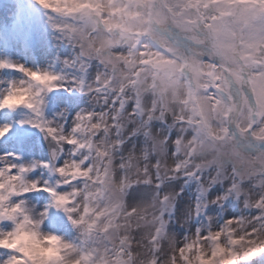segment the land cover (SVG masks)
<instances>
[{"label": "clouds", "instance_id": "9594fccd", "mask_svg": "<svg viewBox=\"0 0 264 264\" xmlns=\"http://www.w3.org/2000/svg\"><path fill=\"white\" fill-rule=\"evenodd\" d=\"M0 264H264V0H3Z\"/></svg>", "mask_w": 264, "mask_h": 264}, {"label": "rangeland", "instance_id": "374dc122", "mask_svg": "<svg viewBox=\"0 0 264 264\" xmlns=\"http://www.w3.org/2000/svg\"><path fill=\"white\" fill-rule=\"evenodd\" d=\"M2 3L3 0H0V4ZM21 20L23 22L19 23ZM14 33L21 35L13 39ZM46 43L47 36L39 21H29L25 9L19 8L11 19L0 12V51L13 55L22 53L24 56L42 60L46 54Z\"/></svg>", "mask_w": 264, "mask_h": 264}]
</instances>
